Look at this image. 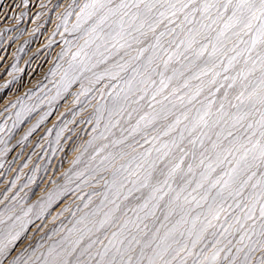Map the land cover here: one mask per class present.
I'll use <instances>...</instances> for the list:
<instances>
[{
	"label": "snow or ice",
	"instance_id": "snow-or-ice-1",
	"mask_svg": "<svg viewBox=\"0 0 264 264\" xmlns=\"http://www.w3.org/2000/svg\"><path fill=\"white\" fill-rule=\"evenodd\" d=\"M59 27L45 99L91 107L88 139L35 203L0 199V264H264V0H71Z\"/></svg>",
	"mask_w": 264,
	"mask_h": 264
},
{
	"label": "rangeland",
	"instance_id": "rangeland-1",
	"mask_svg": "<svg viewBox=\"0 0 264 264\" xmlns=\"http://www.w3.org/2000/svg\"><path fill=\"white\" fill-rule=\"evenodd\" d=\"M70 3L71 0H27L25 7L23 0H0V127L4 128L0 139L5 141L0 144V150L4 147L9 149L0 155V164L3 165L0 167V199L7 191L9 198L19 193L20 199L35 203L55 186L53 181L63 183V174L72 168L79 154L77 149L88 139L84 129L90 126L81 125L80 121L90 114L91 107L74 117L73 111L77 106L71 94L51 106L45 99L55 94L50 81L57 80L59 75L52 76V71L55 64L61 62L58 54L64 48L63 38H67L66 33L62 38L63 27L58 29V26ZM73 21L74 16L69 18V24ZM49 89L53 91L49 92ZM77 90L74 87L72 92ZM18 101H22L24 106L37 105L31 113L22 114L20 121L16 119V113L21 111ZM13 104L17 106L13 108ZM45 112H51V115L31 135H27ZM73 119L76 123H66ZM63 128L67 130L57 145L56 134ZM72 130H75V135ZM30 177L33 179L31 183ZM25 184L28 187L20 191ZM80 203L74 196H69L53 215L68 204L74 209ZM68 215L64 214L65 217ZM55 223L58 225L61 221ZM53 226L51 222L48 224L49 228ZM41 235L43 233L33 230L29 233L30 241L33 237L39 239Z\"/></svg>",
	"mask_w": 264,
	"mask_h": 264
}]
</instances>
